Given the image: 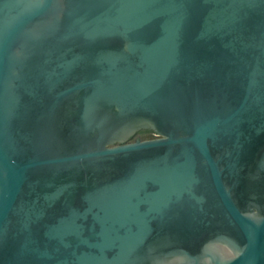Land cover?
Listing matches in <instances>:
<instances>
[{"label":"water","instance_id":"water-1","mask_svg":"<svg viewBox=\"0 0 264 264\" xmlns=\"http://www.w3.org/2000/svg\"><path fill=\"white\" fill-rule=\"evenodd\" d=\"M0 264H264V0H0Z\"/></svg>","mask_w":264,"mask_h":264},{"label":"flooded vegetation","instance_id":"flooded-vegetation-1","mask_svg":"<svg viewBox=\"0 0 264 264\" xmlns=\"http://www.w3.org/2000/svg\"><path fill=\"white\" fill-rule=\"evenodd\" d=\"M141 138H146V139H149L148 141H150L151 139L152 140H154V139H156V137L154 136V135H152V134H143L142 136H140V139Z\"/></svg>","mask_w":264,"mask_h":264},{"label":"rangeland","instance_id":"rangeland-1","mask_svg":"<svg viewBox=\"0 0 264 264\" xmlns=\"http://www.w3.org/2000/svg\"><path fill=\"white\" fill-rule=\"evenodd\" d=\"M139 138H140V137H139ZM140 140H141V141H148L149 139H146V138L143 139V138H141ZM151 140H152V139H151Z\"/></svg>","mask_w":264,"mask_h":264}]
</instances>
